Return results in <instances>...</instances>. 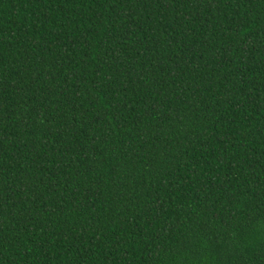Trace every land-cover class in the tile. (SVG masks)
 <instances>
[{
	"label": "trees",
	"instance_id": "trees-1",
	"mask_svg": "<svg viewBox=\"0 0 264 264\" xmlns=\"http://www.w3.org/2000/svg\"><path fill=\"white\" fill-rule=\"evenodd\" d=\"M0 264H264V0H0Z\"/></svg>",
	"mask_w": 264,
	"mask_h": 264
}]
</instances>
